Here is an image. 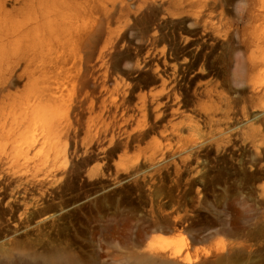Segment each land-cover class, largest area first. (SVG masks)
Returning a JSON list of instances; mask_svg holds the SVG:
<instances>
[{
	"label": "rangeland",
	"instance_id": "obj_1",
	"mask_svg": "<svg viewBox=\"0 0 264 264\" xmlns=\"http://www.w3.org/2000/svg\"><path fill=\"white\" fill-rule=\"evenodd\" d=\"M3 88L0 264H264V0H0Z\"/></svg>",
	"mask_w": 264,
	"mask_h": 264
},
{
	"label": "bare ground",
	"instance_id": "obj_2",
	"mask_svg": "<svg viewBox=\"0 0 264 264\" xmlns=\"http://www.w3.org/2000/svg\"><path fill=\"white\" fill-rule=\"evenodd\" d=\"M84 47V46H83ZM4 90V88L3 89H1V93L0 94H2V91ZM1 97H2V95H1ZM3 98V97H2ZM2 105V104H1ZM34 135V134H33ZM35 137V136H34ZM35 142V139L34 138H30V140H29V142L28 143H34ZM37 142V141H36Z\"/></svg>",
	"mask_w": 264,
	"mask_h": 264
},
{
	"label": "water",
	"instance_id": "obj_3",
	"mask_svg": "<svg viewBox=\"0 0 264 264\" xmlns=\"http://www.w3.org/2000/svg\"><path fill=\"white\" fill-rule=\"evenodd\" d=\"M146 242V241H145ZM145 243H142V245L141 246H143Z\"/></svg>",
	"mask_w": 264,
	"mask_h": 264
}]
</instances>
